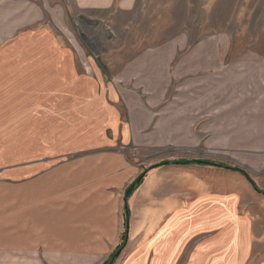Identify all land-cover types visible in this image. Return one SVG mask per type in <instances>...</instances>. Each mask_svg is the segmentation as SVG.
<instances>
[{
    "label": "crops",
    "instance_id": "obj_1",
    "mask_svg": "<svg viewBox=\"0 0 264 264\" xmlns=\"http://www.w3.org/2000/svg\"><path fill=\"white\" fill-rule=\"evenodd\" d=\"M136 2L0 0V264H106L121 247L114 264H264V168H248L252 182L206 166L156 168L126 198L141 168L113 154L65 158L106 143L105 125L119 135V113L51 22ZM89 118L92 138L82 134Z\"/></svg>",
    "mask_w": 264,
    "mask_h": 264
},
{
    "label": "rangeland",
    "instance_id": "obj_2",
    "mask_svg": "<svg viewBox=\"0 0 264 264\" xmlns=\"http://www.w3.org/2000/svg\"><path fill=\"white\" fill-rule=\"evenodd\" d=\"M51 23L119 113V135L105 125L106 143L86 141L65 158L119 155L143 170L141 182L156 168L174 174L164 164L178 161L240 169L251 180L248 168H264V0H137L133 11L58 14ZM92 122L82 133L91 138Z\"/></svg>",
    "mask_w": 264,
    "mask_h": 264
},
{
    "label": "trees",
    "instance_id": "obj_3",
    "mask_svg": "<svg viewBox=\"0 0 264 264\" xmlns=\"http://www.w3.org/2000/svg\"><path fill=\"white\" fill-rule=\"evenodd\" d=\"M191 164H192L191 162L178 161V162H172L170 164L165 163L164 165H191ZM225 169L230 170V171H233V172H237V173L243 175L250 182H252L251 179H250V177L248 176V174L245 171H242V170L236 169V168H233V169L232 168H225ZM140 183H141V177H139V179L133 185H131L129 187V189L127 190V193H126V198H129L131 196V194L137 189V187L139 186ZM126 218H127V221H128V218H129V211H128V209L126 210ZM121 248H119L118 251L113 255V257L111 258V260H113L115 258L116 254L120 251Z\"/></svg>",
    "mask_w": 264,
    "mask_h": 264
},
{
    "label": "water",
    "instance_id": "obj_4",
    "mask_svg": "<svg viewBox=\"0 0 264 264\" xmlns=\"http://www.w3.org/2000/svg\"><path fill=\"white\" fill-rule=\"evenodd\" d=\"M121 250L116 254V256H115V258L111 261V263L110 264H114L115 262H116V260L118 259V257L120 256V254H121Z\"/></svg>",
    "mask_w": 264,
    "mask_h": 264
}]
</instances>
